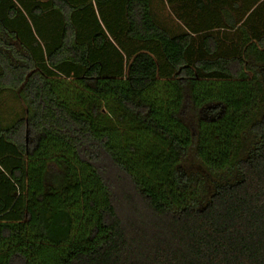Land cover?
Here are the masks:
<instances>
[{
    "label": "trees",
    "instance_id": "1",
    "mask_svg": "<svg viewBox=\"0 0 264 264\" xmlns=\"http://www.w3.org/2000/svg\"><path fill=\"white\" fill-rule=\"evenodd\" d=\"M180 1L0 0V264H264V0Z\"/></svg>",
    "mask_w": 264,
    "mask_h": 264
},
{
    "label": "rangeland",
    "instance_id": "2",
    "mask_svg": "<svg viewBox=\"0 0 264 264\" xmlns=\"http://www.w3.org/2000/svg\"><path fill=\"white\" fill-rule=\"evenodd\" d=\"M153 18L161 27L171 35H177L184 31L183 25L174 16L172 6H165L162 0H152ZM185 101L180 111L181 121L188 127L191 133L195 134L199 113L192 107L188 94H185ZM23 113V106L14 94L4 93L0 95V122L6 126L10 125L17 115ZM188 174H202L206 180V189L210 193L214 179L207 174L198 161L190 154L186 164L182 166Z\"/></svg>",
    "mask_w": 264,
    "mask_h": 264
},
{
    "label": "crops",
    "instance_id": "3",
    "mask_svg": "<svg viewBox=\"0 0 264 264\" xmlns=\"http://www.w3.org/2000/svg\"><path fill=\"white\" fill-rule=\"evenodd\" d=\"M34 1H38V2H46L47 0H34ZM191 1L192 0H188L187 1V3H186V5H190V3H191ZM165 6H168L167 4H166V1L165 0H162L161 1ZM223 2H224V5H223V7H222V13H221V21H222V23L225 25V0H223ZM241 0H237V2H236V4H237V10H239V7H240V5H242L241 4ZM172 8H173V11H174V16L176 17H185L186 18V14H185V11H187L188 12V14L190 15V16H188L185 20H188L191 24H195V23H197L198 21V13H199V11H197V10H193L192 8H189V10L182 4V2L180 1V0H173V5H172ZM232 17H233V19L235 18V20H239V18H240V14L239 13H232ZM180 22V21H179ZM181 23V22H180ZM181 25H182V23H181Z\"/></svg>",
    "mask_w": 264,
    "mask_h": 264
}]
</instances>
